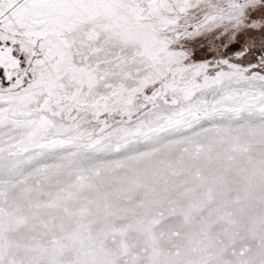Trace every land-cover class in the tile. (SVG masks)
<instances>
[{
  "label": "snow or ice",
  "instance_id": "obj_1",
  "mask_svg": "<svg viewBox=\"0 0 264 264\" xmlns=\"http://www.w3.org/2000/svg\"><path fill=\"white\" fill-rule=\"evenodd\" d=\"M0 264H264V0H0Z\"/></svg>",
  "mask_w": 264,
  "mask_h": 264
}]
</instances>
